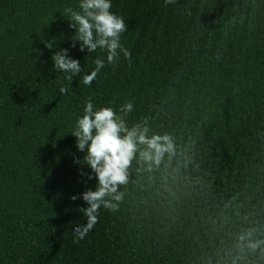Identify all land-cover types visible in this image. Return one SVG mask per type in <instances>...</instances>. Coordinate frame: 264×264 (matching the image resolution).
<instances>
[{"label":"trees","instance_id":"1","mask_svg":"<svg viewBox=\"0 0 264 264\" xmlns=\"http://www.w3.org/2000/svg\"><path fill=\"white\" fill-rule=\"evenodd\" d=\"M111 3L131 62L72 47L64 10L79 0H0V264H264L237 247L250 228L264 239V0ZM60 48L82 65L72 82L54 70ZM88 100L133 103L127 123L170 134L175 152L134 160L119 208L74 243L88 205L71 197L98 183L71 133Z\"/></svg>","mask_w":264,"mask_h":264},{"label":"clouds","instance_id":"2","mask_svg":"<svg viewBox=\"0 0 264 264\" xmlns=\"http://www.w3.org/2000/svg\"><path fill=\"white\" fill-rule=\"evenodd\" d=\"M166 4L175 3V0H165ZM111 0H79L78 9L68 7L64 10L65 17L70 20V27L74 28L72 47L80 42V50L85 48L90 53L97 49L106 51L107 63L114 64L121 52L131 62V53L120 43V36L127 30L124 19L111 11ZM49 49L57 46L54 38L45 43ZM54 70L65 74L68 81H73L82 74V65L78 59L69 55L68 48H60L52 55ZM95 69L90 74H83L80 84L91 85L100 70L105 67V60L97 58ZM60 93L67 94V87L61 86ZM133 103L126 102L119 109V114L110 106L94 109L93 102L88 100L84 113L75 122L71 132L76 138V146L85 155L81 161L75 162L87 165L91 174L84 173L88 179L95 178L98 183L95 190L88 189L82 194L71 197L72 200L82 196L87 207L79 209L87 218L81 226L73 228L74 243L84 239L98 222V213L101 207L116 211L123 193L119 191L121 185L128 183L129 169L134 160L147 164L149 168L158 166L165 154L175 152L173 137L168 134L149 135L147 121L127 123L128 115L133 111ZM255 228L247 229L238 236L237 247L247 248L251 252L258 249L264 253V239L254 238Z\"/></svg>","mask_w":264,"mask_h":264}]
</instances>
